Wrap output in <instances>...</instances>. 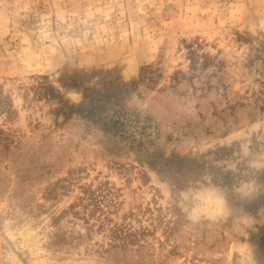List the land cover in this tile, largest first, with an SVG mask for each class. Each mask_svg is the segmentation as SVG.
<instances>
[{"label": "rangeland", "instance_id": "obj_1", "mask_svg": "<svg viewBox=\"0 0 264 264\" xmlns=\"http://www.w3.org/2000/svg\"><path fill=\"white\" fill-rule=\"evenodd\" d=\"M0 98V264H264V0H0Z\"/></svg>", "mask_w": 264, "mask_h": 264}, {"label": "trees", "instance_id": "obj_2", "mask_svg": "<svg viewBox=\"0 0 264 264\" xmlns=\"http://www.w3.org/2000/svg\"><path fill=\"white\" fill-rule=\"evenodd\" d=\"M88 72H74L70 75V80H61L60 84L66 88H76L81 90V101L77 105H71L67 112L75 111L77 114L84 118H88L94 123H100L103 128L112 129L115 132L121 133V129L125 125L127 114L122 102L124 96L133 88L134 81L124 82L117 78L110 79L102 75L94 85L85 84L87 79L90 78ZM47 87V86H46ZM45 87V88H46ZM49 88V87H47ZM52 93V88L48 90ZM9 109V105L0 98V110ZM67 109V108H66ZM219 148L215 153L222 151ZM202 156V155H201ZM162 168L158 172L166 171L167 174L175 172L177 175L186 177V170L192 168L201 169L202 165H196V159L189 156H173L161 162ZM197 172L188 176V178H196ZM229 172L225 173L223 178H219L222 185H230L232 183L229 178ZM195 175V176H194Z\"/></svg>", "mask_w": 264, "mask_h": 264}]
</instances>
